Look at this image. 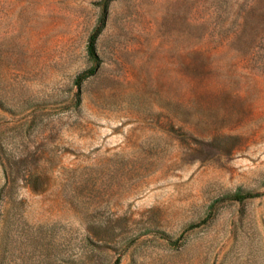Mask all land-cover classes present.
Returning <instances> with one entry per match:
<instances>
[{
	"label": "rangeland",
	"instance_id": "1",
	"mask_svg": "<svg viewBox=\"0 0 264 264\" xmlns=\"http://www.w3.org/2000/svg\"><path fill=\"white\" fill-rule=\"evenodd\" d=\"M0 264H264V0H0Z\"/></svg>",
	"mask_w": 264,
	"mask_h": 264
},
{
	"label": "trees",
	"instance_id": "2",
	"mask_svg": "<svg viewBox=\"0 0 264 264\" xmlns=\"http://www.w3.org/2000/svg\"><path fill=\"white\" fill-rule=\"evenodd\" d=\"M100 30H101V27L100 28H97L95 30V32L92 34V36L90 37V39H89L87 51H88V54L91 57H95L94 44H95V39H96V37H97V35H98V33H99Z\"/></svg>",
	"mask_w": 264,
	"mask_h": 264
}]
</instances>
